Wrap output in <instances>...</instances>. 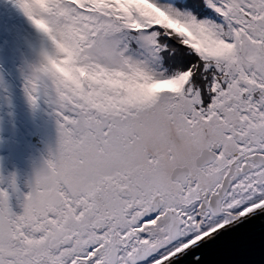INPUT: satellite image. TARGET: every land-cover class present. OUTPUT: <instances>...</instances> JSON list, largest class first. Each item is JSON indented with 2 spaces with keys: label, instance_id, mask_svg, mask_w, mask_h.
<instances>
[{
  "label": "snow or ice",
  "instance_id": "1",
  "mask_svg": "<svg viewBox=\"0 0 264 264\" xmlns=\"http://www.w3.org/2000/svg\"><path fill=\"white\" fill-rule=\"evenodd\" d=\"M13 3L58 140L0 264H264V0Z\"/></svg>",
  "mask_w": 264,
  "mask_h": 264
},
{
  "label": "rangeland",
  "instance_id": "2",
  "mask_svg": "<svg viewBox=\"0 0 264 264\" xmlns=\"http://www.w3.org/2000/svg\"><path fill=\"white\" fill-rule=\"evenodd\" d=\"M2 8L4 16L0 19V88H7V81L13 85L15 80L26 75L28 62L23 55V48L16 32L12 30L5 33V28L9 31L11 28L9 24L8 26L3 24L17 21L20 12L13 0H4ZM22 22L30 26L28 20ZM24 31L28 34L26 38L30 42L39 35L36 30L31 32L24 29ZM19 32L25 34L20 30ZM10 51L13 53L10 54ZM12 68H15V73L12 72ZM41 98L45 105L49 106L46 99ZM45 114L49 116L46 117ZM15 126H19L27 137L33 138L34 145L27 146V142L22 140ZM57 140V122L53 109L34 108L26 101L17 103L9 94L0 97V154L6 156L9 169L14 171L7 173V168L0 166V178H2L0 188L9 192L10 205L15 213L23 212L25 195L31 191L37 171L45 167L50 151L55 150ZM13 175H15L16 188L11 186ZM22 188L25 192H22Z\"/></svg>",
  "mask_w": 264,
  "mask_h": 264
},
{
  "label": "trees",
  "instance_id": "3",
  "mask_svg": "<svg viewBox=\"0 0 264 264\" xmlns=\"http://www.w3.org/2000/svg\"><path fill=\"white\" fill-rule=\"evenodd\" d=\"M3 2H4V0L0 1V19H2V17L4 16L3 15V8H2V3ZM19 12H20V14L17 17V21L14 20L13 21L14 23L4 22L3 21L4 22L3 24H5L7 26L9 24V28H11L10 31L5 28V33L11 32L12 30H14L16 32L18 41L21 43L22 48H23V55H24L25 59L27 60V62L29 63L30 61H32L34 59L33 45H38L40 37L38 35V37L34 38L33 41H31V42L27 40L26 37H27L28 34L25 33L24 29L27 30V31H31V32L33 30H35V29L33 28V26L31 24L29 26V24H26V23L22 22L23 20H27V18L23 15V13L20 10H19ZM19 30L21 32H24L25 34L22 35L19 32ZM12 72L15 73V68H12ZM25 76L26 75H23V76H21L20 79L15 80L14 81L15 83L13 85L9 84L8 81H7V86H6L7 88H4V87L0 88V97L1 96L5 97L6 94H9L10 96L15 98V101L17 103H21V101L29 102L28 97H27L26 92H25V88H24ZM38 107L43 108L44 110H45V108L47 110L52 109L50 106H46L45 105V102L42 100V98L39 101V106ZM45 116L48 117L49 114H45ZM15 128L17 129V132L20 135V137L22 138V140L24 142H27L26 143L27 146L28 145H34V139L33 138L27 137L25 132L19 126H15ZM18 129H19V131H18ZM15 165H17V164H15ZM0 166L1 167H3V166L6 167L7 168L6 169L7 173H14V171L10 170L9 167H8L6 156L2 155V154H0ZM3 174L6 177V174L5 173H3ZM22 192H25V190L23 188H22ZM17 212H18V210H17ZM18 213L20 214V211Z\"/></svg>",
  "mask_w": 264,
  "mask_h": 264
},
{
  "label": "bare ground",
  "instance_id": "4",
  "mask_svg": "<svg viewBox=\"0 0 264 264\" xmlns=\"http://www.w3.org/2000/svg\"><path fill=\"white\" fill-rule=\"evenodd\" d=\"M13 53L12 51H10V54Z\"/></svg>",
  "mask_w": 264,
  "mask_h": 264
},
{
  "label": "clouds",
  "instance_id": "5",
  "mask_svg": "<svg viewBox=\"0 0 264 264\" xmlns=\"http://www.w3.org/2000/svg\"><path fill=\"white\" fill-rule=\"evenodd\" d=\"M42 2H43V0H42ZM67 70V69H66Z\"/></svg>",
  "mask_w": 264,
  "mask_h": 264
}]
</instances>
